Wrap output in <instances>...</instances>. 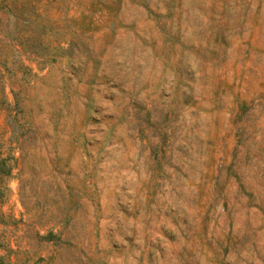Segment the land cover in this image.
Masks as SVG:
<instances>
[{
    "label": "rangeland",
    "instance_id": "1",
    "mask_svg": "<svg viewBox=\"0 0 264 264\" xmlns=\"http://www.w3.org/2000/svg\"><path fill=\"white\" fill-rule=\"evenodd\" d=\"M0 264H264V0H0Z\"/></svg>",
    "mask_w": 264,
    "mask_h": 264
}]
</instances>
